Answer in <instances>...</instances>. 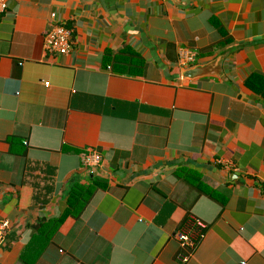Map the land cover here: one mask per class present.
Instances as JSON below:
<instances>
[{"label": "crops", "instance_id": "crops-1", "mask_svg": "<svg viewBox=\"0 0 264 264\" xmlns=\"http://www.w3.org/2000/svg\"><path fill=\"white\" fill-rule=\"evenodd\" d=\"M6 1L0 264H264V0ZM52 14L67 55L44 48ZM181 48L207 73L186 77ZM96 182L51 231L72 185Z\"/></svg>", "mask_w": 264, "mask_h": 264}, {"label": "built area", "instance_id": "built-area-1", "mask_svg": "<svg viewBox=\"0 0 264 264\" xmlns=\"http://www.w3.org/2000/svg\"><path fill=\"white\" fill-rule=\"evenodd\" d=\"M8 3L6 0H0V17L6 12ZM75 45V39L73 30L68 27L64 22L56 20L55 14L51 15L50 29L47 31L44 48L46 52L52 55H67L69 54L73 46ZM197 53L194 50L181 48L179 51V62L184 66H192L196 62ZM103 157L100 153L94 150H88L82 155V163L89 168H97L101 165ZM226 168L232 165L223 163ZM10 227V221L8 219H0V245L5 240V235ZM206 224L200 220H196L192 225L186 224L178 233L176 238L178 239L181 252L178 254V260L182 263H187L195 250L198 241L206 233Z\"/></svg>", "mask_w": 264, "mask_h": 264}, {"label": "trees", "instance_id": "trees-1", "mask_svg": "<svg viewBox=\"0 0 264 264\" xmlns=\"http://www.w3.org/2000/svg\"><path fill=\"white\" fill-rule=\"evenodd\" d=\"M134 55L135 57H138L137 54H134ZM100 187H101V184L99 182H96L92 186H88V187H84L78 184H73L69 190L68 208L61 217H59L58 219H55L51 223V226H50L52 227L51 231L57 230L67 215H72L76 218L81 217L82 213L88 206L95 192ZM37 228L39 229V226H37Z\"/></svg>", "mask_w": 264, "mask_h": 264}, {"label": "water", "instance_id": "water-1", "mask_svg": "<svg viewBox=\"0 0 264 264\" xmlns=\"http://www.w3.org/2000/svg\"><path fill=\"white\" fill-rule=\"evenodd\" d=\"M211 66H215V65H211ZM210 69V66H202V65H197V66H190L186 72H185V76L188 78H194L197 76H201L207 73V70Z\"/></svg>", "mask_w": 264, "mask_h": 264}]
</instances>
